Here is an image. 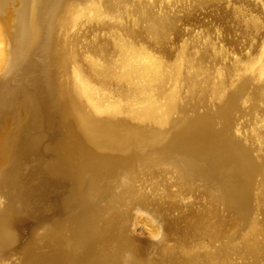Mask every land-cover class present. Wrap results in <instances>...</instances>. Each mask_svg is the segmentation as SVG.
<instances>
[{"label": "bare ground", "instance_id": "obj_1", "mask_svg": "<svg viewBox=\"0 0 264 264\" xmlns=\"http://www.w3.org/2000/svg\"><path fill=\"white\" fill-rule=\"evenodd\" d=\"M68 1L0 0L1 76L7 74L5 66L7 70L17 66L31 73L27 75V88L20 85L11 89L6 79L0 83V117L10 113L13 122L8 131L0 132V163H6L0 170V187L7 188L5 192L12 189L7 192L6 202L0 201V254L16 239L9 226L21 231L29 219H39L34 203L42 192L39 188L48 182L54 185L67 181L70 188L60 203L62 217L54 216L53 220L58 219L50 227H46L47 221L42 225L46 227L42 235L47 250L36 251L38 240L32 229L29 239L22 243L20 262L132 264L122 257V251L129 248L125 232H110L111 216L101 213L111 211L115 205L122 206L123 194L137 192L123 181L121 192L113 193L109 179L126 175L133 162L144 163L151 154L180 162V174L185 179L195 176L210 182L216 196L240 221V228L247 229L241 234L246 243L248 232L260 233L262 228H258L255 216L257 195L253 193V205L250 196L254 177L264 166L263 19L248 9L233 6L230 20L235 33L229 40L243 47L237 53L227 51L215 38L199 35L189 50L186 42L173 46L179 27L176 17L170 14L141 9L134 16L126 11L122 0L108 8L104 6L106 0ZM261 5L264 8V0ZM108 11L110 21L91 23L86 17L92 12ZM11 15L15 21L9 28ZM41 29L44 36L39 40ZM56 30L59 34L53 36ZM82 33L86 40L81 58L86 67L78 62L72 46ZM36 45L43 49L44 58L39 61L30 58ZM244 47L247 49L242 52ZM36 54L38 57L40 53ZM195 91H201L207 99L203 104L208 106L206 110L193 112L187 98ZM244 103L250 104L251 115L246 120L247 128L241 130L232 117ZM52 126H57L60 135L43 148L49 149L52 156L41 169L48 180L39 177L37 184L34 179L30 181L36 185L29 184L33 172L23 174L28 167L21 171L20 161L29 154L36 158L43 145L44 130ZM30 198L34 199L32 203ZM143 199L137 195L134 202L141 203ZM140 209L136 205L131 227L139 222L150 234L158 235L150 213ZM116 210L113 214L119 216ZM210 224V230L185 224L176 230L196 240L200 234L208 237L225 227H216V220ZM232 239L226 236L220 249ZM256 240L247 244L249 251L260 248ZM111 241L114 247L106 245ZM176 254L170 251L161 256L174 262L179 258L183 264L219 261L217 255L206 250L193 255Z\"/></svg>", "mask_w": 264, "mask_h": 264}, {"label": "rangeland", "instance_id": "obj_2", "mask_svg": "<svg viewBox=\"0 0 264 264\" xmlns=\"http://www.w3.org/2000/svg\"><path fill=\"white\" fill-rule=\"evenodd\" d=\"M116 1L120 0H106L104 6L108 8ZM121 3L126 6V11L134 16H138L140 14L141 9H151L154 10L156 13H167L176 17V24L179 28H177L178 37L174 40L173 46L176 47L179 46L182 42H186L189 50L193 49L192 44L195 40L194 38L199 35H207L212 38H215V40L218 41V43L221 44L223 48H225L227 51L237 53L238 50L243 46L234 45V43H231V41L229 40V38H231L235 33L231 30L233 23L230 20L231 8L233 6H240L243 9H248L249 11L256 14L259 18L263 19L262 30H264V8L261 5V0H142L141 2H138L136 0H122ZM12 9L16 8L13 7ZM12 11L13 15V13H15V10ZM108 16L109 11L103 14H97L95 12H92L91 14L86 15L87 19L90 20L91 23H93L94 20H97L98 22L110 21L111 19ZM12 20L13 16L9 20L10 22L8 21V25H10L9 28L14 25L15 20ZM88 29L89 25L85 27L83 32L87 31ZM105 31L106 30H103V32ZM57 33L59 34L58 30L53 33V36L58 35ZM43 36L44 31L43 29H41L39 40H41ZM85 40L86 38L83 36L82 33L77 37V41L73 42L72 44L74 54L76 55L78 62L83 64V67H86V65L84 63V60L81 58V51L83 48L82 44ZM38 43L40 44L41 41H39ZM36 46L37 48H40V50L38 52L35 51L37 50V48H34L32 52L33 54L30 55V58L39 61V59L44 58V55L42 54L43 49L40 47L41 45ZM246 49L247 47H244L242 52H244ZM25 52H27V50H25ZM35 52L38 54L40 53L39 55L36 54L38 55V57L35 56ZM4 69L7 74L5 76H1L0 73V83L4 79H6L8 86L11 89H14L20 85L26 88L29 87V81H27L26 79L27 75L30 72H26L25 70L23 71L21 70L22 68H19L17 66H14V68H10V70H7L5 66ZM23 72H25L26 74H23ZM90 86L95 88L92 83H90ZM201 94V91H195L192 97L187 98L188 103L192 105L191 108L194 109L193 112H201L203 110H206V108L208 107L205 105L203 106L207 99L201 96ZM248 104L249 103H244L243 105L237 108V111L233 113L232 118L236 121V123L241 125V130L247 128L246 120L249 119L251 115V111H249L248 109ZM10 119L12 120V115L10 113L5 114L3 119L2 116L0 117V132H6L10 129L9 126H11L13 123ZM216 124L219 125L220 123L216 122ZM46 129L44 130L45 135L41 142V145L43 144L42 148L40 149L39 153L36 154V158L35 154H29L26 158H24L25 160L22 159V162L20 161V168L28 167L26 170L25 168L21 169V171L25 170L24 172H22L23 174L28 173V171L35 173L31 174V177L29 178L30 180L28 181L29 184L34 183V181L37 184L41 177L43 181L48 180V177L45 174L43 175L41 169H43V166L51 161L52 156L49 153V149L44 151L43 148L45 145H52L55 140L59 137L60 131L58 130L57 126L48 127ZM55 129L57 130L55 131ZM50 131L52 132L51 135H53L52 138L50 137L51 135H49ZM236 135L240 137L238 133H236ZM250 145L253 146L252 144ZM252 154H254V152H252ZM31 155L33 157H30ZM30 161H33L34 163ZM4 164H6L5 161H2V163H0V170L3 168ZM180 167V162L175 161L174 158L162 159L159 157L157 158L155 154H151L150 157L144 163L133 162L132 168L126 173V175L116 179H109V183L113 186V193L121 192L120 184L123 181H126L128 184H130L131 188H134L137 191L136 193L133 192L132 195L123 194L124 197L122 196V206L117 204L120 209L118 206L115 205V208L113 206L111 211L108 210L107 213H105L106 211H103L101 213H104V217H107L108 215L111 216L112 220L110 221V225L112 226L108 228L110 232H112L113 234L114 232H125L124 238L128 240L129 248L122 251L123 260H128V262L130 261L132 262V264H142V262H150L154 264H183L178 261L180 260L179 258L175 262L169 261L168 259L162 257L161 253L171 251L175 254L189 253L193 255L194 253H199V251L206 250L207 253H211L214 256H218L219 261L217 262V264H228V262L231 264H264V166L262 167L261 172L255 175L254 177V190H252L250 196V204L253 205L255 202L253 200V193L257 195L258 214H255V216L259 220L258 228L262 229L261 232L259 231L260 233H254L256 236L253 233H247L248 236L246 235V237L248 238L249 243H246L245 239H242L243 236L241 235L242 233L244 234V230L246 232L247 229L240 228V221L231 211L226 208L225 203H223L219 199L218 195L216 196L217 192L215 188L211 185V183L203 178L195 176L191 179H185V176L180 174ZM33 176H35V178ZM43 176H45V180ZM32 179H34V181L30 182ZM37 179L38 181H36ZM66 182L67 181H63L59 182V184L56 183L54 185L53 183L49 182L48 184L45 183L44 186L39 188V190H42V192L38 191L40 192V195L36 196L35 200L32 198L29 199V202L32 203L34 200V203L37 205L36 213L39 212V219L37 221L35 220V222H33L34 220L29 219L27 227L25 229H22L21 231L17 230L13 226H9L11 233L14 234V238L16 239L14 240V242L10 243L2 249L0 254V264H15V262L16 264H25L23 260H21L23 261V263L20 262V259H23L21 258L23 257V249L21 248L24 245L22 243L29 239L28 234L29 231L32 229L34 238L37 236L38 240L36 243V251L47 250L48 247L44 246L45 241H43L45 240V237L42 234L46 227H50L55 220L62 217L60 203L62 201V198L68 193V190L70 188V184ZM195 182L198 184H196ZM205 188H207V190ZM5 190H7V188L0 187L1 202H6V198L8 196L7 192L10 191L9 193H11L12 189L10 188L6 192ZM171 191H173L172 195L169 194ZM1 192L4 194H2ZM137 195L139 197L142 196L144 198L141 203L134 202V199ZM38 198L41 199L39 200ZM123 199L125 200V202ZM126 202L127 205L123 206L124 204H126ZM136 205L142 210L148 211L150 213L154 220V225L159 232L158 235L150 234L148 228L141 225L139 222H135L134 225L131 227L130 224L132 220V215ZM116 209H118L120 212L119 219H117L119 216H115L117 211ZM113 211L115 215L113 214ZM54 216L58 218L53 220ZM231 217L233 218V223L230 222L231 220H229V218ZM214 220H216V227L219 228L220 225V227L225 226L222 230L223 234L222 231L220 233L215 234L211 233L210 235H208V237L205 234H200L195 240L191 239L190 237H187L182 231L176 230L177 226L179 227L184 224L189 225V227L193 228H196L201 225L205 229L210 230L213 229L211 228L212 225L210 223H212ZM46 221L47 225L43 228V226H45ZM40 222H43L44 224H40ZM202 223L206 224L203 225ZM228 223H232V226L227 227ZM234 224H237V226ZM198 231H201V228H199ZM229 235L233 237V239L223 249H220L222 243L224 244L226 242V236ZM235 235L238 236L236 237ZM249 237L252 238L250 239ZM255 237L257 238L256 241H258V244H260V248L258 250L256 249L255 252H253V250L249 251V245L247 246V244H250V242L253 243L252 239H256ZM106 245L114 247L115 243L111 241L106 243ZM153 246L155 247V250H151Z\"/></svg>", "mask_w": 264, "mask_h": 264}]
</instances>
